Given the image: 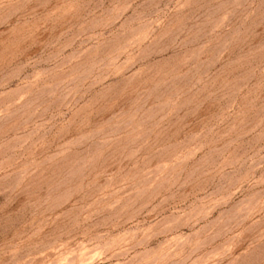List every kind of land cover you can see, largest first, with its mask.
<instances>
[{
    "label": "rangeland",
    "instance_id": "rangeland-1",
    "mask_svg": "<svg viewBox=\"0 0 264 264\" xmlns=\"http://www.w3.org/2000/svg\"><path fill=\"white\" fill-rule=\"evenodd\" d=\"M0 264H264V0H0Z\"/></svg>",
    "mask_w": 264,
    "mask_h": 264
}]
</instances>
